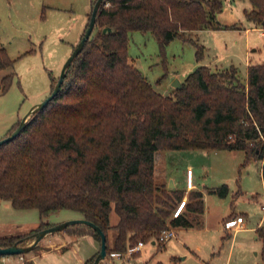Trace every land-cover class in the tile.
I'll return each instance as SVG.
<instances>
[{
    "label": "trees",
    "instance_id": "16d2710c",
    "mask_svg": "<svg viewBox=\"0 0 264 264\" xmlns=\"http://www.w3.org/2000/svg\"><path fill=\"white\" fill-rule=\"evenodd\" d=\"M249 1L246 19L264 27V0ZM222 6V0H103L92 33L68 66L57 94L29 116L15 137L0 144V199L14 208H36L42 216L63 208L79 212L101 227L108 255L122 254L139 240L157 241L169 225L198 223L184 213L171 216L173 202L183 192L155 183L159 150H242L243 165L253 159L261 162L264 184V62L249 63L244 80L234 65L216 69L199 64L171 96L158 92L128 60L129 34L138 30L153 35L161 55L175 37L192 42L201 61L205 46L197 30L239 27L217 20ZM105 26L114 31L103 33ZM11 63L0 47V69ZM6 79L0 81V90L8 87ZM189 191L187 208L203 213L202 192ZM210 191L223 196L228 186ZM112 208L118 220L109 245ZM48 225L41 222L28 233L0 235V245H25L33 232ZM71 228L100 241L87 225L63 230ZM256 234L264 262V224ZM95 255L82 264H91Z\"/></svg>",
    "mask_w": 264,
    "mask_h": 264
},
{
    "label": "rangeland",
    "instance_id": "374dc122",
    "mask_svg": "<svg viewBox=\"0 0 264 264\" xmlns=\"http://www.w3.org/2000/svg\"><path fill=\"white\" fill-rule=\"evenodd\" d=\"M94 1L0 0V47L5 48L12 60L10 65L0 69V81L4 76L8 80V87L0 90V138L32 105L42 101L52 90L64 60L82 36ZM222 1L217 20L223 24L246 25L243 11L250 8V1ZM196 35L201 44L211 48L207 52L204 49L201 61L196 60V48L192 42L175 37L161 55L158 43L150 32L131 31L127 45L128 60L164 95L171 94L175 78L182 81L205 61H210L207 65L216 69L234 65L243 80L249 63L264 62V37L259 28L249 32L236 28L200 30ZM192 37L195 38L194 35ZM246 40L249 43L247 51L244 50ZM253 48L255 50L252 51ZM243 162L242 150L157 151L155 183L168 189L171 181L176 189L183 192V196H187L188 201L190 191H184L185 171L189 167L193 170L194 184L204 197V225L200 228L180 227L178 234L166 242L145 241L143 248L135 253L129 255L126 251L122 253V258L114 259L108 254L106 259H113L120 264H135L138 257L145 259L147 264H264L263 245L256 238V228L264 224L261 164L254 159L244 165ZM222 184L228 186L225 195L210 191ZM176 203L174 201L173 205ZM183 213L190 218L196 217L198 223L195 225L201 224V214L191 213L187 206ZM229 214H242L244 223L238 229H225L223 220ZM77 215L79 212L63 208L42 216L36 208H14L9 200L0 199V235L28 233L41 222L55 224L76 218ZM117 220L118 215L112 208L107 230L109 245L113 244L116 235L114 225ZM55 233L41 239L40 245L25 252V256L28 259L34 256L35 264H71V260H75L78 255H87L93 250L89 237L86 238L83 232L65 234L60 239L67 240L68 247L59 249L56 246L59 240L53 237L58 234ZM92 238L97 251L100 241L95 236ZM31 241L32 238L27 239L24 244ZM46 244H50V254L47 256L41 252ZM61 250L64 252L63 257H60Z\"/></svg>",
    "mask_w": 264,
    "mask_h": 264
},
{
    "label": "water",
    "instance_id": "95a60500",
    "mask_svg": "<svg viewBox=\"0 0 264 264\" xmlns=\"http://www.w3.org/2000/svg\"><path fill=\"white\" fill-rule=\"evenodd\" d=\"M102 1L103 0H95L94 4L92 6V9H91V13H90L86 28H85L82 36L80 37L79 41L77 42V44L74 46V48L72 49L70 54L64 60L62 66H61L60 72L58 74V78H57L52 90L49 92V94L42 101L31 106V108L22 116L19 123L12 130L11 133L0 138V144L3 142L9 141L13 137H15L23 129V127L25 126L29 116L32 113H34L35 111L42 109L48 103V101L51 100L57 94V92L59 91V89L61 87L63 79L66 75V71H67L68 66L70 65L71 61L76 57V55L82 50L86 40H88V38L90 37V35L92 33V30H93L94 25H95L96 13H97V10H98L100 4L102 3ZM101 31L103 33H110V32L114 31V28L110 27V26H105L102 28ZM172 86L174 88H180L182 86L181 81L178 78H175L172 81ZM0 87H1V85H0ZM168 186L171 188L174 185L170 181ZM75 224L87 225V226L91 227L93 230H95L97 232V234L99 235L100 246H99L98 252L96 253V255H95V257L91 263V264H99L107 256L106 235L100 226H98L93 221H91L85 217L71 218V219H67V220H64V221L59 222V223H55V224H51V225H48L46 227H43V228H41V229H39V230H37L31 234L32 241L26 245H21V244H19L18 241H15L11 245H5V246L0 245V256L17 255V254H23L25 252H28V251L32 250L38 244V242L41 240V238H43L44 236H46L50 233H54V232L63 230L67 226H71V225H75Z\"/></svg>",
    "mask_w": 264,
    "mask_h": 264
},
{
    "label": "crops",
    "instance_id": "0c3cea01",
    "mask_svg": "<svg viewBox=\"0 0 264 264\" xmlns=\"http://www.w3.org/2000/svg\"><path fill=\"white\" fill-rule=\"evenodd\" d=\"M250 8H251V3H250ZM250 8H248V9H250ZM245 10V9H244ZM244 12V11H243ZM244 16H245V14H244ZM246 18V17H245ZM257 28H259L260 29V33H261V35L264 37V31H262V27H260V26H255L251 21H249V20H247L246 19V25H239V27L238 28H236V29H244V30H246L247 32H249V31H251V30H254V29H256L257 30ZM200 30H205V31H208V30H214V29H208V28H205V29H199V30H197V31H200ZM196 31V32H197ZM249 47V43H248V40H246V45L244 46V50H246L247 51V48ZM209 48V47H208ZM208 48H206L205 47V51L207 52L208 51ZM211 48H209V50H210ZM252 51L253 50H255V48H253V49H251ZM244 55H246V58H247V53H245ZM214 56H216V54H214ZM248 61L250 62V58L248 57ZM210 61H205V65H207L208 63H209ZM217 67V66H216ZM16 122V121H15ZM260 162V161H259ZM260 164H261V162H260ZM155 167V166H154ZM155 169V168H154ZM193 171V170H192ZM261 172V171H260ZM154 173H155V170H154ZM194 173V172H193ZM193 176H194V174H193ZM261 179H262V177H261ZM193 181H194V179H193ZM262 183H263V181H262ZM195 185V184H194ZM264 185V184H263ZM174 187V186H173ZM194 189H196V190H199L196 186H194L191 190H194ZM185 192H189V190L187 191L186 189L184 190ZM201 191V190H200ZM202 192V191H201ZM184 196H186V195H184ZM184 196H182V197H184ZM254 196H255V194H254ZM186 198H187V196H186ZM202 198H203V200H204V197H203V193H202ZM7 200V199H6ZM179 201V200H178ZM177 201V202H178ZM187 201H188V199H187ZM10 205L12 206V204H11V202H10ZM262 205H264V203H261V207H262ZM185 209H186V207H185ZM184 209V210H185ZM263 209V208H262ZM184 210H183V212H184ZM182 212V213H183ZM191 212V211H190ZM204 212H205V203H204V211H203V213H201V215H202V222H201V224L200 225H195V223H194V225L193 226H197V227H202L203 225H204V216H203V214H204ZM191 213H195V212H191ZM195 214H199V213H195ZM236 215H238V214H235L234 216H236ZM240 215H242V214H240ZM233 216V217H234ZM243 216V215H242ZM77 217H82L80 214L79 215H77ZM226 218V217H225ZM225 218H224V220H225ZM243 218H244V216H243ZM223 220V221H224ZM244 223V222H243ZM197 224V223H196ZM175 227V230H176V234H178L177 232H178V229L180 228V227H183V226H174ZM189 227H191V226H189ZM56 233H58V234H56ZM55 234L57 235V236H53L54 238H56V239H58L59 240V242L56 244V246H58V248L59 249H66L67 247H68V241L67 240H64V239H60L61 237H63L65 234H68V233H73L74 235L76 234V233H74V232H62V233H60V232H56ZM85 237L86 238H88L89 237V239H90V241H91V243H92V246H93V250H91L87 255H83V256H81V255H78V257L75 259V260H71V264H82L85 260H87L88 258H90L92 255H94L95 253H97L98 252V250L96 251V244H95V242H94V240H93V238H92V234L90 233V232H87V231H85ZM49 235V234H48ZM53 235V234H52ZM82 236V235H81ZM45 237H47V235L46 236H44L43 238H45ZM91 237V238H90ZM43 238H41V239H43ZM172 238V237H171ZM256 238H258L257 237V234H256ZM169 240V239H168ZM40 242H41V240L38 242V244H37V246H39L40 245ZM166 242V241H165ZM152 243H156V241H153L152 240ZM144 245H145V243H144ZM143 245V246H144ZM164 245V244H163ZM143 246H142V248H143ZM157 247V246H156ZM61 250V251H62ZM72 250H73V252H75V248H73V246H72ZM141 250V249H140ZM41 252L44 254V255H48V254H50V244H49V246L46 244L45 245V249H42L41 250ZM63 252V251H62ZM60 253V257H63V254H64V252L63 253ZM94 252V253H93ZM92 254V255H91ZM140 254V253H139ZM113 257V259L116 257V256H112ZM116 258H122V257H116ZM33 259H34V256H31L29 259L25 256V254H23L22 255V258L20 257V255H4V256H1L0 257V264H28V262L29 261H31L33 264H35L34 263V261H33ZM113 259H104V260H102L99 264H120V262H117V263H115V261L113 260ZM121 262H124L123 260L121 261ZM135 264H147V261H145V259H142L141 257H138L137 258V260H136V262H134ZM37 264H39V262H37Z\"/></svg>",
    "mask_w": 264,
    "mask_h": 264
},
{
    "label": "built area",
    "instance_id": "2783aa9c",
    "mask_svg": "<svg viewBox=\"0 0 264 264\" xmlns=\"http://www.w3.org/2000/svg\"><path fill=\"white\" fill-rule=\"evenodd\" d=\"M194 186L195 185H194V181H193V171L189 167L185 171V189L188 191V190H191ZM186 203H187V198H186V196H184L177 202V204H176V206L172 212V217H176L179 214H181L186 207ZM262 208L264 210V205H262ZM243 222H244L243 216L238 214L234 217L225 219L223 221V225H224L225 229H233V228L238 229L243 224ZM173 236H176L175 227L172 225H169L167 228H165L161 231L157 240H159L161 242H165ZM143 245H144V242L139 240L134 246L130 247L127 250V254L130 255L133 252L140 250ZM110 255L116 256V257L122 256V254L119 252H111ZM20 257L22 258L21 254H20Z\"/></svg>",
    "mask_w": 264,
    "mask_h": 264
}]
</instances>
